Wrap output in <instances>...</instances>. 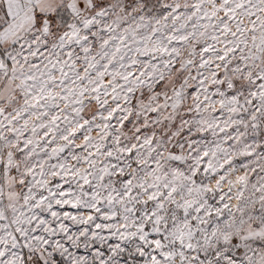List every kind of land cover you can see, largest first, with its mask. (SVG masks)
<instances>
[{
    "label": "snow or ice",
    "instance_id": "obj_1",
    "mask_svg": "<svg viewBox=\"0 0 264 264\" xmlns=\"http://www.w3.org/2000/svg\"><path fill=\"white\" fill-rule=\"evenodd\" d=\"M0 264H264V0H0Z\"/></svg>",
    "mask_w": 264,
    "mask_h": 264
}]
</instances>
